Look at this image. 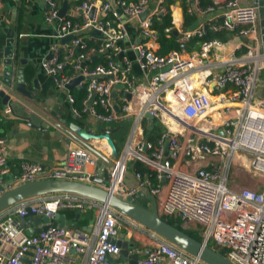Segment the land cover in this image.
<instances>
[{"label":"built area","instance_id":"built-area-1","mask_svg":"<svg viewBox=\"0 0 264 264\" xmlns=\"http://www.w3.org/2000/svg\"><path fill=\"white\" fill-rule=\"evenodd\" d=\"M44 1L53 41L42 69L57 89L66 91L77 116L88 113L103 123H129L103 186L122 197L145 186L166 220H178L184 231H195L200 241L234 264H264V184L235 188L229 183L233 160L264 177V39L258 0H209L206 5L185 0V12L197 21L192 30L188 27L193 22L186 26L175 19L167 0H66L62 16V0ZM167 13L171 25L164 30L177 31L178 48L157 55L151 26ZM134 21L138 41L129 40ZM223 31L242 39L237 53L211 59L223 46L215 36L187 49L191 39ZM66 36L70 38L62 41ZM76 78L73 87L84 93L79 108L68 88ZM214 91L218 103L211 99ZM146 112L163 126L154 140L145 136ZM5 146L0 135V194L41 177L89 182L92 174L85 166L97 161L81 146L70 151L62 166L46 169L23 161L20 173L6 180L10 168ZM136 162L146 170L137 169ZM128 172L138 185L125 183ZM63 208L80 213L93 208L92 223L50 224L31 234L17 226V218L28 213L53 218ZM120 223L146 237L144 244L130 248L138 255L137 264H206L109 206L67 193L29 198L0 213V264H112L108 256L119 255Z\"/></svg>","mask_w":264,"mask_h":264},{"label":"water","instance_id":"water-1","mask_svg":"<svg viewBox=\"0 0 264 264\" xmlns=\"http://www.w3.org/2000/svg\"><path fill=\"white\" fill-rule=\"evenodd\" d=\"M258 15L259 24L261 27L262 39H264V0H258ZM67 8L66 0L63 1L59 9V15L62 16ZM120 13V10H118ZM145 13H142V18ZM197 26V21L193 22L188 28L192 30ZM177 34V31L174 30ZM70 36L62 38V41L68 40ZM2 58L0 62L3 67V75L0 79V98L3 105H7L14 117L20 119L21 122L33 127L39 131H51L55 135L63 134L65 141H75L82 147L88 149L97 156L95 168L99 172V176H91V181L84 182L75 179L63 178H36L30 181L20 182L12 187L4 190L0 194V213L12 205H15L23 200L42 196L51 193H67L77 196H82L100 202L114 209L122 216L142 225L143 227L157 233L172 245L197 257L206 264H234L224 257L221 253L206 245L202 241L192 237L181 227L171 224L168 220L159 215L157 211V202L155 196L145 186H142L136 192L126 197L119 196L112 191L106 189L103 184L108 180V170L113 166V159L118 152L117 147L112 139V130L102 128L99 132L92 131L88 127L81 128L79 124L67 121L52 111H46L38 107L35 103L27 100L34 97V93L26 89L23 77V68L17 70V78L13 77L14 67L19 63L24 66L28 61L27 58H16L15 54V39L10 35L6 39L3 47H0ZM78 81L74 79L68 84L71 88ZM35 83V79H34ZM121 88L122 85L118 84ZM115 92H112V96ZM145 117L149 119V126L154 124V118L149 112L145 113ZM222 132V131H221ZM104 139L107 146L110 148L108 155L103 154L94 145L91 140ZM167 147V142L165 144ZM125 183L129 187L138 185L139 181L131 174L126 173ZM137 197L147 198L149 203L145 206L135 202ZM81 216L79 211L75 212L74 220L69 221L65 214L58 211L53 218L48 216H33L28 213L24 218H17L19 223L17 226H24L26 234L38 233L46 229L48 225H76L77 219ZM30 219V222L28 221ZM17 222V221H16ZM120 246L119 255L116 258L108 256L112 264H119L120 261L126 264H137L138 255L135 252H130V248L134 246L131 239H116Z\"/></svg>","mask_w":264,"mask_h":264},{"label":"crops","instance_id":"crops-1","mask_svg":"<svg viewBox=\"0 0 264 264\" xmlns=\"http://www.w3.org/2000/svg\"><path fill=\"white\" fill-rule=\"evenodd\" d=\"M63 1L64 0H62V4ZM241 1L243 3H250L253 0ZM167 3L175 19L179 23H184L183 14L185 12L184 7L186 1L167 0ZM46 6L44 0H0V47H3L6 39L9 38L10 35H13L15 39L16 58H27L28 61L24 66L17 63L13 70L12 79L15 80L17 78V70L20 67H24L23 77L26 89L34 93L32 99L25 97L29 102L35 103L38 107L46 111H52L67 121L79 124L81 128L88 127V129L96 132H99L102 128L112 130L111 136L119 151L125 142L129 123H103L96 121L88 113L77 116L72 110V105L66 98V91L57 89L52 78L42 69L41 63L43 58L49 55V47L53 41L51 36L53 27L44 19V10ZM194 21L195 20H193V22ZM135 24L136 21L133 22V25L130 24L129 27L127 26L130 34L129 40L138 41L136 36L137 32L133 29ZM212 36L221 40L223 46L217 48L211 54V59L222 60L229 57L231 53L238 52L239 49H237V45H239L242 39L235 33L223 31ZM127 43L128 41H124V44ZM157 46L155 41H151V47L154 50H156ZM128 54L134 56L133 51H128ZM1 58L2 54L0 53V59ZM134 68L135 72L140 76L141 71L136 64H134ZM2 75L3 67L0 62V79ZM72 88L76 87L69 88L70 92H72ZM216 93V91L211 93L214 101L217 98ZM167 98H170V96L167 95ZM74 106L77 107L75 102ZM7 107V105L1 103L0 98V135L4 136L6 139L5 153L10 168L9 174L5 175L6 180L20 173L21 163L23 161L39 163L46 169L53 166H62L66 162V158L70 151L81 147V145L75 141H65L63 134L55 135L52 130L39 131L26 125L21 122L20 119L14 117L12 110H10L8 114L5 113ZM145 123L146 127L151 128L149 126V119L146 118ZM172 126L176 127L175 124H172ZM145 136L147 137L146 132ZM100 141L101 140H91L90 143L97 147L103 154L108 155L109 151L106 147L107 144L103 145ZM102 142L104 143L105 141L103 140ZM85 170L91 173L92 176L100 175L95 166L86 165ZM130 171L132 173V170ZM135 202L143 206L149 203L147 198L142 197H137ZM80 217L77 219L76 225H78ZM66 218L69 221L74 220V217L69 218L66 216ZM92 219L86 226L92 223ZM28 221L30 222V219ZM119 231L122 239L128 237L131 239V242L136 244H144L146 242V237L144 238L141 233H138L131 226L120 223Z\"/></svg>","mask_w":264,"mask_h":264},{"label":"trees","instance_id":"trees-1","mask_svg":"<svg viewBox=\"0 0 264 264\" xmlns=\"http://www.w3.org/2000/svg\"><path fill=\"white\" fill-rule=\"evenodd\" d=\"M200 1L203 5H206L209 2V0H200ZM184 11H185V7H184ZM183 16H184V25H186V26L190 25L195 18L193 15L187 14L186 12H184ZM170 25H171L170 13L163 15L160 21L155 20L152 23L151 28L153 30H155L156 43L158 45L156 50H155V53L157 55H164V54L168 53L170 50H174V49L178 48V42H177L176 34L174 33V31L172 30L170 33H166L164 30L166 27H168ZM211 36H212V34H209V35L202 37V38L195 37V38L191 39L187 44L188 45L187 49L190 50L193 46L197 47L198 46L197 42L199 40L208 39ZM72 92H73V95L75 97V105L77 107H79L81 104V100L83 98L84 93H83V91L76 90V88H72ZM162 129H163V126L158 124L157 122H155V124L151 128L146 127L145 131H146V135H147L148 139H150V140L156 139V137L160 134ZM134 165L137 169H139L141 171L146 170V168L142 167V165L138 162H136ZM61 212L64 213L65 216H68L69 218H73L75 216L76 211L74 209H70V208H63L61 210ZM93 215H94L93 208L87 209L86 211L81 212V217L79 219L78 225L79 226H86L87 223L93 218ZM167 220L171 224H173L177 227H181L178 220L172 219V218H168ZM186 232L189 235H191L192 237H194L198 240L200 239V237L196 234L195 231L186 230Z\"/></svg>","mask_w":264,"mask_h":264},{"label":"rangeland","instance_id":"rangeland-1","mask_svg":"<svg viewBox=\"0 0 264 264\" xmlns=\"http://www.w3.org/2000/svg\"><path fill=\"white\" fill-rule=\"evenodd\" d=\"M103 140H101L100 143H102ZM102 144L105 145L106 142ZM232 162L233 163L230 168L231 172L229 175V183L232 187H256L259 185L261 186V184H264V177L253 174L252 172L248 171L243 164L240 165V163L236 160H233Z\"/></svg>","mask_w":264,"mask_h":264},{"label":"bare ground","instance_id":"bare-ground-1","mask_svg":"<svg viewBox=\"0 0 264 264\" xmlns=\"http://www.w3.org/2000/svg\"><path fill=\"white\" fill-rule=\"evenodd\" d=\"M196 85H198V83H197ZM211 99H214V98L211 96ZM174 100H175L174 103H177V102H178L176 99H174ZM173 125H174V124H173ZM102 143H103V142H102Z\"/></svg>","mask_w":264,"mask_h":264}]
</instances>
